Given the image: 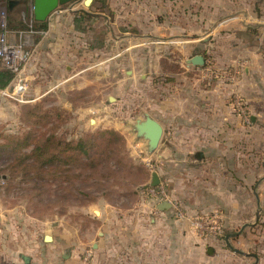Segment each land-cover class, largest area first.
Listing matches in <instances>:
<instances>
[{"label": "rangeland", "instance_id": "rangeland-1", "mask_svg": "<svg viewBox=\"0 0 264 264\" xmlns=\"http://www.w3.org/2000/svg\"><path fill=\"white\" fill-rule=\"evenodd\" d=\"M8 1L0 0L2 45L30 59L13 61L14 79L0 90L3 237L21 239L28 253L53 237L56 258L45 264H254L256 254L264 264V211L254 212L264 0H74L43 28L32 0H20L12 24ZM196 56L202 66L189 63ZM145 114L164 126L151 154L133 132ZM106 131L118 138L104 150ZM209 138L221 141L226 175L241 161L242 212L239 196L226 204L218 188L203 190L196 157L213 155ZM80 139L91 140L99 166L70 159ZM43 140L44 157L57 146L59 157L37 168L31 150ZM152 172L163 181L142 192Z\"/></svg>", "mask_w": 264, "mask_h": 264}, {"label": "crops", "instance_id": "crops-1", "mask_svg": "<svg viewBox=\"0 0 264 264\" xmlns=\"http://www.w3.org/2000/svg\"><path fill=\"white\" fill-rule=\"evenodd\" d=\"M33 1V0H32ZM22 3L20 2V0H9L8 1V17L9 20L12 22V24H14L16 22V18L14 16V13H16L17 10V6H19V4ZM155 120V119H154ZM156 121V120H155ZM157 122L161 125L163 132H164V126L162 125V123L160 121L157 120ZM211 129L214 128H210V132ZM221 143L220 140L214 139V138H209V142H208V148L213 155L209 154V156H205V157H200L197 156L196 159L198 161H202L205 165H204V172H207L208 176V186H206L205 184H207V178L204 179V183H203V190H209V191H213L216 188L219 189L221 194V198L223 200H226V204L230 201V198L232 197H240L239 201H238V207L237 206H233V208L237 207L238 211L242 212L241 209H243V206L241 203L242 201V195H243V189H242V184L239 183L238 181H241L242 178L239 176V179L237 181V166L239 167L241 165V161L238 160L234 163L232 170H234L235 172H232L233 175L231 174H225V167L226 164H228V158H226L225 160L223 159L222 156V152L219 151L217 153V151L215 152V146L217 144ZM213 156V157H211ZM216 156H219V158H216ZM207 164H208V171H207ZM264 171V160L257 158L254 159V171L256 174V180L254 181V212L260 213L264 211V177L262 178L259 174V171ZM158 175V174H157ZM260 176V177H259ZM160 182H162V178L158 175ZM231 178H233L234 180H232ZM217 181V186H215ZM229 184V186H228ZM208 187V189L206 188ZM235 203H236V199H235ZM228 206H232L229 205ZM160 208V212H163V210H161L160 206H157ZM237 209H233L234 212L237 211ZM257 222V221H256ZM2 223V219L0 218V224ZM2 225V224H1ZM0 225V264H45L46 261L50 262L51 260L55 259V255L56 253H52L51 249H47L50 246H53L54 244V238L51 237V241L50 242H46L44 240V237L42 238V240L39 243L40 248H36L31 250V253H28L26 251L22 252V247H23V243L20 240H16V238H14L15 242L10 238V237H3V233L4 231L2 229H4L3 227H1ZM258 225V224H257ZM6 226H10L9 223L6 224ZM11 227V226H10ZM260 239H264V234L261 236L257 237V241L258 243ZM13 241V243H12ZM12 247H15L18 252L16 251H12ZM26 249V247H24ZM24 249V250H25ZM39 249L38 253L37 250ZM46 249V251H45ZM21 251V252H19ZM41 252H46L41 254ZM40 254V255H39ZM26 259V260H25ZM27 261V262H25ZM260 262V258L258 257V255H254V264H259ZM50 264V263H47Z\"/></svg>", "mask_w": 264, "mask_h": 264}, {"label": "water", "instance_id": "water-1", "mask_svg": "<svg viewBox=\"0 0 264 264\" xmlns=\"http://www.w3.org/2000/svg\"><path fill=\"white\" fill-rule=\"evenodd\" d=\"M74 0H33L32 1V14L33 19L37 23H44L48 16L53 13L59 6L68 4ZM93 0H85L84 6L89 7ZM189 63L194 66H202L203 59L200 56L193 57ZM133 132L136 137L146 141V151L152 153L159 145L163 135V129L161 125L145 114L143 120H136L133 125ZM160 184V179L155 172L151 173L150 182L147 185L142 186V190L152 189ZM170 205L164 203L161 206V210L169 209ZM46 242L51 241V236L46 235L44 237ZM26 260V259H25ZM27 262V261H25Z\"/></svg>", "mask_w": 264, "mask_h": 264}, {"label": "trees", "instance_id": "trees-1", "mask_svg": "<svg viewBox=\"0 0 264 264\" xmlns=\"http://www.w3.org/2000/svg\"><path fill=\"white\" fill-rule=\"evenodd\" d=\"M38 27H45L44 23H38L37 24ZM15 73L12 72L11 70H9L8 68L4 67L1 68L0 67V90L6 88L9 83L14 79ZM100 136V141L105 142V138L109 139L108 144L105 146L104 150L108 149V145L109 143L112 141L113 137H116L117 134L112 132V131H106V132H101L99 133ZM118 138V136H117ZM91 140L89 139H80L78 142H76L75 144H73V146H71V149L73 150V152L76 153V155H70V159L71 160H85V162H92V163H83V165H90L92 168H95L96 166H99V163H97V160L101 159L100 157L98 158L96 155L92 156L91 154H88V149L90 148L91 145ZM48 143H46V140L43 141H38L34 144L32 150H31V156L34 158L33 159V164H35V166L37 168H43L44 166L48 165V164H52V162L54 160L58 161V157H59V151L60 148L57 146L54 149V154L49 155L47 158H45L44 156L46 155V152L48 151L47 146ZM103 150V151H104ZM43 157V158H42ZM41 161H39V159H41ZM38 161V162H37ZM69 164L66 163L65 165ZM143 180H149V173L146 174ZM146 181V182H147ZM145 181L137 187L139 190L140 188H142V186L146 183ZM142 190V189H141ZM142 192H144V190H142ZM106 200V197L104 198ZM168 210V209H165Z\"/></svg>", "mask_w": 264, "mask_h": 264}, {"label": "built area", "instance_id": "built-area-1", "mask_svg": "<svg viewBox=\"0 0 264 264\" xmlns=\"http://www.w3.org/2000/svg\"><path fill=\"white\" fill-rule=\"evenodd\" d=\"M3 33H6V31L3 29H2V31L0 30V61L4 67L8 68L9 70H11L12 72L15 73L17 71V67L13 64V61L17 62L16 65H21V64L27 62L28 59H30V54H29V52H26V53H24V56L21 57V56H19L20 46H18L17 48H14V49L7 47V46H3L2 45ZM17 33L23 35V32H21V31H18ZM40 33H43V32L40 31Z\"/></svg>", "mask_w": 264, "mask_h": 264}, {"label": "flooded vegetation", "instance_id": "flooded-vegetation-1", "mask_svg": "<svg viewBox=\"0 0 264 264\" xmlns=\"http://www.w3.org/2000/svg\"><path fill=\"white\" fill-rule=\"evenodd\" d=\"M33 21H34V19H33ZM35 22V21H34ZM37 23V22H36Z\"/></svg>", "mask_w": 264, "mask_h": 264}]
</instances>
